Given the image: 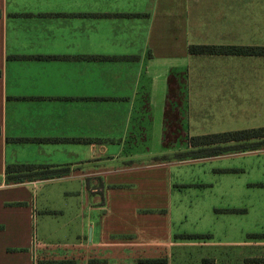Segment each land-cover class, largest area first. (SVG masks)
<instances>
[{"label": "crops", "instance_id": "0c3cea01", "mask_svg": "<svg viewBox=\"0 0 264 264\" xmlns=\"http://www.w3.org/2000/svg\"><path fill=\"white\" fill-rule=\"evenodd\" d=\"M0 13V189L86 193L96 222L80 231L93 223L97 245L129 234L108 230L109 194L130 216L165 218L158 199L170 197L172 173L153 158L168 150L169 114L184 112L169 104L172 96L188 98L189 114L209 115L216 129L206 134L264 127V56L188 52L191 45L264 47V0H0ZM261 154L211 156V171L261 176ZM16 164L59 177L8 184L7 168ZM256 178L251 183L261 186ZM92 180L103 205H90L98 191ZM137 184L142 198L154 186V206L125 201L122 189Z\"/></svg>", "mask_w": 264, "mask_h": 264}, {"label": "rangeland", "instance_id": "374dc122", "mask_svg": "<svg viewBox=\"0 0 264 264\" xmlns=\"http://www.w3.org/2000/svg\"><path fill=\"white\" fill-rule=\"evenodd\" d=\"M188 102L187 97L170 98L169 104H182L184 112L169 114V151L165 148L168 152L153 158L167 163L172 173L170 197L163 192L164 196L158 199L159 204L165 205L160 211L166 214L164 219L152 211L130 216L128 209H119V196L109 194L108 230L129 234L120 236L123 243L97 245L93 241V223L80 231L81 225L91 218L96 222L94 209H87L86 193L61 194L63 190L49 185L28 197L27 193L19 195L23 189H0V264H264V154L261 176L248 173L227 178L212 173L215 161L210 157L177 159L190 150V136L216 129L209 123L208 114H189L185 110ZM175 140L177 144L172 143ZM232 148L222 152L223 156L235 158L242 151H251ZM256 177H261V186L251 183L257 181ZM215 181L214 192L210 183ZM91 184L98 190L90 192L91 207L103 205L99 183L92 180ZM248 184L250 187L244 190L231 188ZM137 185L122 189L125 201L133 205L131 200L135 199L139 207H146L143 210L154 206V186L152 192L146 184L142 186L150 192L142 198V189ZM23 196L27 197L26 202H18ZM237 205L246 210L226 212L235 210L227 207ZM115 213L123 218L120 220Z\"/></svg>", "mask_w": 264, "mask_h": 264}, {"label": "trees", "instance_id": "16d2710c", "mask_svg": "<svg viewBox=\"0 0 264 264\" xmlns=\"http://www.w3.org/2000/svg\"><path fill=\"white\" fill-rule=\"evenodd\" d=\"M188 52L193 55L264 56V47L191 45ZM187 143L190 150L184 154H179L177 159L183 160L189 156L211 157L221 154L226 150H232V147L236 146L244 150L264 149V127L190 136L187 139ZM228 143L231 146L223 145ZM58 173L59 170L49 169L45 166L16 164L8 166L6 181L8 184H14L27 181L48 180L59 177L57 175ZM226 211L237 212V210Z\"/></svg>", "mask_w": 264, "mask_h": 264}]
</instances>
